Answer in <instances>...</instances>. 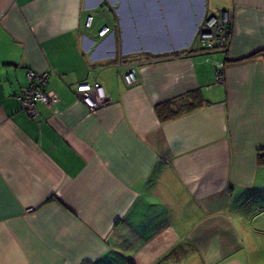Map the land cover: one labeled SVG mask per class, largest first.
<instances>
[{
    "label": "crops",
    "instance_id": "0c3cea01",
    "mask_svg": "<svg viewBox=\"0 0 264 264\" xmlns=\"http://www.w3.org/2000/svg\"><path fill=\"white\" fill-rule=\"evenodd\" d=\"M206 7L225 51L187 49ZM29 68L57 98L34 118ZM248 202L264 219V0H0V264H251Z\"/></svg>",
    "mask_w": 264,
    "mask_h": 264
},
{
    "label": "built area",
    "instance_id": "2783aa9c",
    "mask_svg": "<svg viewBox=\"0 0 264 264\" xmlns=\"http://www.w3.org/2000/svg\"><path fill=\"white\" fill-rule=\"evenodd\" d=\"M110 1L111 0H107V2ZM92 18V14L86 16L84 20V26L86 29L91 27ZM231 21V12L219 7H216L213 10H209L206 7L196 25L192 39L187 45V49L197 52L214 50L225 51L227 49V37L231 31ZM109 33H112V30L108 25H103L98 30L97 35L104 37ZM119 63L125 66V70L121 74L122 82L126 86L135 84L138 78L132 63L122 62L121 60ZM26 78L27 85L18 95V98L21 107L27 111L30 117L34 118L38 115L36 107L37 102L50 107L57 98L45 89V84L48 78V73L46 71L29 68L26 71ZM216 81H223V76L218 70H216ZM75 91L90 111H96L108 103V98L104 94L102 86L97 80H93L91 83H79L76 85Z\"/></svg>",
    "mask_w": 264,
    "mask_h": 264
},
{
    "label": "rangeland",
    "instance_id": "374dc122",
    "mask_svg": "<svg viewBox=\"0 0 264 264\" xmlns=\"http://www.w3.org/2000/svg\"><path fill=\"white\" fill-rule=\"evenodd\" d=\"M257 204L258 202H255L251 205V203L248 202V204L241 209L242 212L236 214L235 217L238 225L242 228L240 230L245 242L250 246L248 253L249 255L252 253L250 257L253 261L249 263L264 264L262 263V261H264V254L259 255L261 251H258L262 250V252H264V249L260 247L264 245V219H261L259 216V206Z\"/></svg>",
    "mask_w": 264,
    "mask_h": 264
},
{
    "label": "trees",
    "instance_id": "16d2710c",
    "mask_svg": "<svg viewBox=\"0 0 264 264\" xmlns=\"http://www.w3.org/2000/svg\"><path fill=\"white\" fill-rule=\"evenodd\" d=\"M162 106L166 107V106H167V104H164V105H162Z\"/></svg>",
    "mask_w": 264,
    "mask_h": 264
}]
</instances>
